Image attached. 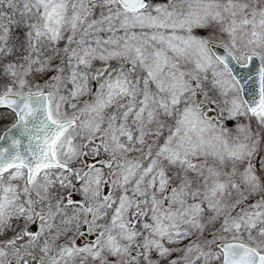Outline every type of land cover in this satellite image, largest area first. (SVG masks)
<instances>
[{
	"label": "snow or ice",
	"instance_id": "obj_1",
	"mask_svg": "<svg viewBox=\"0 0 264 264\" xmlns=\"http://www.w3.org/2000/svg\"><path fill=\"white\" fill-rule=\"evenodd\" d=\"M0 264H264V0H0Z\"/></svg>",
	"mask_w": 264,
	"mask_h": 264
},
{
	"label": "rangeland",
	"instance_id": "obj_2",
	"mask_svg": "<svg viewBox=\"0 0 264 264\" xmlns=\"http://www.w3.org/2000/svg\"><path fill=\"white\" fill-rule=\"evenodd\" d=\"M13 120V116L9 118L6 116V114L0 113V133L2 128L6 127V125L8 126Z\"/></svg>",
	"mask_w": 264,
	"mask_h": 264
},
{
	"label": "trees",
	"instance_id": "obj_3",
	"mask_svg": "<svg viewBox=\"0 0 264 264\" xmlns=\"http://www.w3.org/2000/svg\"><path fill=\"white\" fill-rule=\"evenodd\" d=\"M0 113H4V114H6V116L7 117H12L13 115L12 114H10V112L8 111V110H6V109H1L0 110ZM7 126V125H6ZM5 128V127H4ZM4 128H2V130L4 129Z\"/></svg>",
	"mask_w": 264,
	"mask_h": 264
},
{
	"label": "water",
	"instance_id": "obj_4",
	"mask_svg": "<svg viewBox=\"0 0 264 264\" xmlns=\"http://www.w3.org/2000/svg\"><path fill=\"white\" fill-rule=\"evenodd\" d=\"M12 123H13V122H12ZM12 123H11V124H12ZM11 124H10V125H11ZM10 125H9L8 127H6V128L1 132L0 135H4V134L6 133V130L10 127Z\"/></svg>",
	"mask_w": 264,
	"mask_h": 264
}]
</instances>
